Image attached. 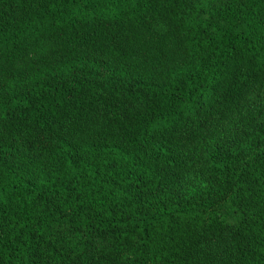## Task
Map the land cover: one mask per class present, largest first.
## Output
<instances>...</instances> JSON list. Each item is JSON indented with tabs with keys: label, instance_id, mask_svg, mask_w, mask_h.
I'll list each match as a JSON object with an SVG mask.
<instances>
[{
	"label": "trees",
	"instance_id": "16d2710c",
	"mask_svg": "<svg viewBox=\"0 0 264 264\" xmlns=\"http://www.w3.org/2000/svg\"><path fill=\"white\" fill-rule=\"evenodd\" d=\"M0 264H264V0H0Z\"/></svg>",
	"mask_w": 264,
	"mask_h": 264
}]
</instances>
